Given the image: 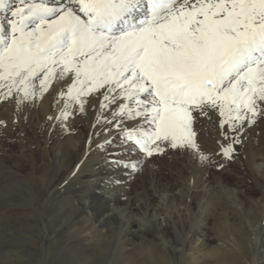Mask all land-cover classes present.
<instances>
[{"label":"snow or ice","instance_id":"snow-or-ice-1","mask_svg":"<svg viewBox=\"0 0 264 264\" xmlns=\"http://www.w3.org/2000/svg\"><path fill=\"white\" fill-rule=\"evenodd\" d=\"M69 77L64 118L100 89L101 110L124 101L118 147L147 158L166 144L203 165L196 125L218 114L232 159L245 125L264 118V0H0V88L19 107ZM112 163L134 173L144 160Z\"/></svg>","mask_w":264,"mask_h":264},{"label":"bare ground","instance_id":"bare-ground-1","mask_svg":"<svg viewBox=\"0 0 264 264\" xmlns=\"http://www.w3.org/2000/svg\"><path fill=\"white\" fill-rule=\"evenodd\" d=\"M71 82L70 77L62 81L53 80L49 84L47 91L42 95L29 97L27 100L21 98L22 102L19 107L17 105L18 96L13 95L0 112V122L17 120L24 134L26 132L33 134L34 146L33 150L29 152V155L35 163V156L41 150L38 137L43 131H46L44 133V159L43 162H39V166L43 165L44 168L41 176L34 175L31 178H27L26 174L23 173V165L18 166L17 164L15 166L10 157L4 156L6 166L4 162L1 163L5 166L4 171L8 172V177H5L7 178L5 179L7 182L6 185H19L26 190V195H23L16 189L15 192L11 191V194L7 195V201L9 200V203L5 206L4 214L1 213L0 218L9 227L8 224H11L13 214L14 216L26 215L22 219H16L20 225L17 228L19 230L17 237L23 242L30 243L36 247L37 253L33 250L29 252L31 259L38 257L40 260L43 258L46 264L54 260L55 257L57 258V256H60V258L68 257L71 260V264H102L101 262L107 255H109V262L106 259L108 264H132L131 254L133 253L137 254L134 255L140 261L149 260L148 262L150 264H170V260L166 254L167 252L165 253L153 241L138 244L136 250L133 248L126 249L124 246L127 240L124 242L121 241L119 242V246L114 243L115 250L111 252V249L113 250L112 239L114 237L111 230H106L104 234H100L99 231H96L99 228L95 229V224H92L96 221L99 222L100 218L104 216V209L108 204H113L124 196V188H120L117 185L119 179L116 180L112 177L113 174L119 173L120 170L112 161H139L143 159V164L147 165L155 155L145 158L144 154L139 152L135 145L129 142L123 148L111 151L110 156L113 155V157L105 159L104 161H98L94 164L92 163L89 166V157L92 156L91 147L95 146L96 149L100 150L98 145H105L104 150H106L110 146L105 143L106 141H112L111 145L115 146L121 144L118 128L119 121L112 120V112L124 101L117 100L115 103L101 110L100 104L104 98L100 93L104 89H100L88 97H82L86 101L83 111L80 110L78 104L68 102V115L67 118H64L61 110L65 107L67 89ZM37 87H39L38 82ZM105 103L107 104V102ZM101 111L103 114L99 116L98 120V113ZM213 117L214 119L211 121L205 117H200V122L196 125L199 131L197 142L203 154L209 157L208 162L204 165L211 166L221 176L223 173L222 170L226 169L225 166L228 165V162L223 158L224 156L220 151V146L217 141L220 143L227 142L220 136V117L218 114H213ZM137 122L127 121L126 124L130 127ZM224 131H227V125H225ZM107 132L110 133L108 136L103 135ZM99 135H103V139L93 144L94 139ZM75 143L78 144L80 156L84 157V164L80 165L72 173L69 167L71 166L70 164L73 158H76L77 153L73 152L71 146ZM6 146L9 147L8 144ZM163 147L164 149L170 148L166 144ZM20 148L22 149V147ZM234 149L235 152L231 161L235 162L237 166L240 165L245 179L251 181L252 186L255 185L257 187V181L252 175L250 166L256 161L264 162V118H259L252 126L245 125L243 146L236 144L234 145ZM22 153L24 154V150H22ZM121 153L126 154L121 155ZM163 153H166L167 157H169V167L173 170L172 167L175 168L176 166V157L169 151ZM139 172L144 173V170L141 169ZM100 173L104 177L98 176ZM197 174L199 176L198 178L203 177V172H197ZM224 175L230 176L231 174L224 172ZM88 176H95L96 183L93 184L90 182ZM106 190L113 193L110 200L100 195V191L104 192ZM83 196H90L87 207L78 204V201ZM27 200L29 203H26ZM14 201L16 202L14 203ZM22 205L24 206L23 208ZM16 206H19V208ZM27 206H29V209H26ZM221 207L228 208L224 200L220 203L217 202L214 208ZM86 210L91 215V218L89 217L90 219L84 217L87 213L85 212ZM106 212H110L111 214L106 215V218L99 222L102 228L107 227L108 223L116 218L115 211L108 209ZM208 219H210V216ZM11 226L9 227L10 229ZM263 230L264 223L259 228L260 240L258 238L255 241V255L258 254L263 242ZM42 236L45 237L44 243L39 240ZM152 238H154V235ZM14 241L15 243L18 242V240ZM22 241L20 242L22 243ZM151 251L155 252V257H152ZM75 254L76 257L74 256ZM20 255L22 257V253ZM23 256L25 257L26 255ZM106 261L103 263H107Z\"/></svg>","mask_w":264,"mask_h":264},{"label":"rangeland","instance_id":"rangeland-1","mask_svg":"<svg viewBox=\"0 0 264 264\" xmlns=\"http://www.w3.org/2000/svg\"><path fill=\"white\" fill-rule=\"evenodd\" d=\"M13 95L17 97L19 94L13 91L12 95H7V89L0 88V112ZM45 132L43 131L38 137L41 150L35 156V163L29 155L34 146L33 134L29 132L24 134L17 120L0 123V163L4 162L5 165L4 158L8 156L15 166L17 164L24 166L23 173L27 178L34 175L41 176L44 168L43 165L39 166V162H43L44 159ZM109 134L107 132L103 135ZM103 135L95 138L93 144L101 141ZM7 144L9 147L6 146ZM125 145L126 143L119 147L110 145L106 150L91 147L92 156L89 157L88 165L113 157V155L110 156L111 151L121 149ZM71 149L77 153L69 167L74 173L80 165L84 164V157L80 156L77 143L73 144ZM167 150L176 157V166L172 167L173 170L169 167L170 159L167 154L161 153L154 154V158L150 159L147 165L140 166L139 170L143 169L144 173H140L139 170L130 173V169L118 167L119 173L112 175L116 180L119 179L117 185L124 188V196L115 203L107 205L105 212L103 211L104 216L99 222L104 220L106 215L111 214L106 212L108 209L116 212V218L104 228L97 221L92 223L95 224V229L99 228L96 231L100 234H104L106 230H111L113 233L111 252L115 250V244L119 246L121 241L127 240L128 243L126 242L124 247L135 250L138 244L153 241L165 253L167 252L170 264H264V230L260 250L257 255L254 252L255 241L258 238L260 240L261 237L259 228L264 223V162L256 161L250 166L252 175L257 181L256 187L252 186L251 181L245 179L240 165L237 166L231 159H226L228 165L222 170L223 173L228 172L231 175L223 176L222 173L220 176L211 166L199 163L198 157H194L188 150L169 148L164 152H168ZM4 165L0 164V215L4 214V208L9 203L7 195L11 194V191L15 192L16 189L26 195V190L21 186L6 185L5 177H8V172L4 171L6 166ZM197 172H203V177L198 178ZM101 175L100 173L98 176L104 177ZM131 176L134 177L131 178ZM95 178V176H88V180L93 184L96 183ZM112 194L107 190L100 191V195L109 200ZM89 197L83 196L78 204L87 207ZM223 200L228 208L215 209L216 203ZM26 203L29 201L27 200ZM16 207L19 208V206ZM85 212L87 213L84 217L91 218L90 213L87 210ZM209 216L210 219H208ZM24 217L26 215L14 216L13 214L11 224H8L9 227L13 225L11 229L0 218V264H46L43 258L31 259L29 252L31 250L36 252V247L17 237L19 231L17 228L20 225L16 219ZM153 235L154 238H152ZM14 240L18 242L15 243ZM39 240L44 243L45 237L42 236ZM20 253L23 258L19 256ZM151 253L152 257H155V252L151 251ZM134 254H131L132 264H146L149 261H140L135 256L137 254ZM74 256L76 257V254ZM106 259L109 262V255L101 263L108 264ZM70 261L68 257L57 256L48 264H71ZM104 261L107 263H103Z\"/></svg>","mask_w":264,"mask_h":264}]
</instances>
